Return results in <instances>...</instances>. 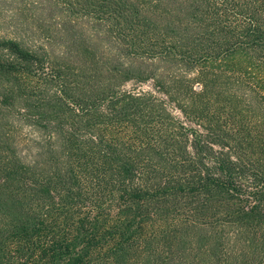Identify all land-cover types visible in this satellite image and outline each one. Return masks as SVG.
I'll list each match as a JSON object with an SVG mask.
<instances>
[{"label": "trees", "instance_id": "obj_1", "mask_svg": "<svg viewBox=\"0 0 264 264\" xmlns=\"http://www.w3.org/2000/svg\"><path fill=\"white\" fill-rule=\"evenodd\" d=\"M0 264H264V0H0Z\"/></svg>", "mask_w": 264, "mask_h": 264}, {"label": "rangeland", "instance_id": "obj_2", "mask_svg": "<svg viewBox=\"0 0 264 264\" xmlns=\"http://www.w3.org/2000/svg\"><path fill=\"white\" fill-rule=\"evenodd\" d=\"M1 33H2V35H6V36L11 37V35H13L14 31H12V30H8L7 31L6 29H3ZM133 85H134V83H131V84H128L126 87L127 88L135 87ZM150 86H151L150 83L140 85V87L143 88V89H150Z\"/></svg>", "mask_w": 264, "mask_h": 264}]
</instances>
